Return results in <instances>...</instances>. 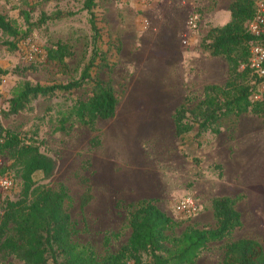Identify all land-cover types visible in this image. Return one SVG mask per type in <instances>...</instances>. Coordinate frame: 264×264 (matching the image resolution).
<instances>
[{
	"label": "rangeland",
	"instance_id": "374dc122",
	"mask_svg": "<svg viewBox=\"0 0 264 264\" xmlns=\"http://www.w3.org/2000/svg\"><path fill=\"white\" fill-rule=\"evenodd\" d=\"M140 1L95 0L92 12L99 37L93 43L83 0H0V14L25 32V37L15 39L14 49L5 44L13 39L0 33V68L6 71L0 81V127L27 137L35 132L32 137L40 142V150L57 160L45 186H65L69 200L64 208L77 231L73 241L91 246L97 256L113 253L125 243L129 206L153 195L152 182L158 180L166 183L168 194L154 192V200L177 223L176 234L186 226H213L212 197L225 192L241 196L235 204L240 228L229 238L208 244L195 264H220L225 243L241 238L257 241L264 251V158L248 163V155L242 157L244 143L252 136L264 143L261 120L247 114L224 118L218 135L206 132L195 139L190 133L182 145L174 137L171 120L173 109L185 96L195 103L204 85L226 80L224 59L208 56L198 44L208 28L229 20L231 0H195L200 15L195 30L187 26L191 7L181 0ZM170 35L173 42L167 45ZM27 39L38 50L32 63L23 54ZM55 42L68 44L72 52L64 60V71L44 59L45 49ZM98 51L112 64L111 73L91 68L90 75L110 78L117 104L112 118L96 120L95 132L77 122L68 130H57L56 112L68 108L70 98L84 99L89 85L64 94L66 100L61 96L37 99L32 113L5 115L7 100L21 81L50 85L76 80ZM93 136L98 145L89 149ZM6 161L1 154L0 167ZM81 176L87 178L90 194L84 208L79 203L84 189ZM6 194L0 192V209ZM184 198L196 203L193 215L175 211ZM0 264L22 263L5 257Z\"/></svg>",
	"mask_w": 264,
	"mask_h": 264
},
{
	"label": "trees",
	"instance_id": "16d2710c",
	"mask_svg": "<svg viewBox=\"0 0 264 264\" xmlns=\"http://www.w3.org/2000/svg\"><path fill=\"white\" fill-rule=\"evenodd\" d=\"M258 1L231 0L227 6L229 20L221 26L208 28L201 36L199 49L210 57L224 59L227 78L222 84L204 85L201 97L195 103L193 98L185 96L173 109V134L181 145L190 133L195 139L206 132L216 136L220 133L222 119L243 114L261 120L264 136V102L252 99L260 79L248 64L250 47L260 45L264 48V15L258 35H252L246 29L247 22L256 15ZM94 6L95 0L82 2V9L88 13L93 43L99 37L92 12ZM196 12L199 15V10ZM0 33L13 39V42H5L8 49L15 48V39L19 35L25 37V32L22 34L14 21L2 14ZM115 49L119 51L118 44ZM71 53L68 44L55 42L45 49L44 59L64 71L67 67L64 60ZM94 59H99L100 63L94 64ZM105 59L106 54L95 52L79 77L66 83L41 85L21 81L7 100L5 115L32 113V102L37 99L61 96L66 100L64 94L89 85L84 99L70 98L69 107L56 112L57 130H68L77 122L95 132L96 120L112 118L117 104L110 78L101 80L90 75L91 68L111 73L112 64L106 63ZM5 74L6 71L0 68V81ZM42 119L43 116L36 120ZM65 123H68L67 128ZM0 134L3 138L0 155L5 154L7 160L0 167V177L5 176L11 181L0 209V259L12 257L22 264H195L208 244L229 238L241 226L240 214L235 209L240 195L212 197L209 204L213 226H186L179 234L174 232L177 223L158 208L154 199H141L127 211L129 234L125 243L113 253L97 256L91 246L73 241L77 231L64 208V202L69 200L65 186L62 183L54 189L45 186L56 171L57 160L40 150V142L32 137L35 132L27 137L0 127ZM97 145L95 136L91 137L89 149ZM88 166L89 162L85 161L84 167ZM80 182L84 189L79 203L84 208L90 200L88 180L81 176ZM107 244L108 238L104 237L103 245ZM220 264H264V251L253 239L229 241L223 246Z\"/></svg>",
	"mask_w": 264,
	"mask_h": 264
},
{
	"label": "built area",
	"instance_id": "2783aa9c",
	"mask_svg": "<svg viewBox=\"0 0 264 264\" xmlns=\"http://www.w3.org/2000/svg\"><path fill=\"white\" fill-rule=\"evenodd\" d=\"M158 0H146L148 3H156ZM183 3L191 7L189 11L187 26L190 30H195L198 26L199 15L196 12L195 0H181ZM142 2V0L140 1ZM264 15V0H259L256 3V15L254 18L247 22L246 29L252 35H258L261 29V24L263 23ZM27 48L24 49V57L26 61L32 62L34 56L37 54V47L31 44L29 40L25 42ZM28 49V50H27ZM27 50V51H26ZM264 48L260 45H253L250 47V57H249V68L252 69L257 78L260 79V84L256 88L252 95L254 101L264 102ZM2 136L0 134V145L2 143ZM11 188V181L5 176L0 177V192H7ZM175 211L177 213H183L185 215H193L197 211V205L191 198H184L177 202L175 206Z\"/></svg>",
	"mask_w": 264,
	"mask_h": 264
},
{
	"label": "crops",
	"instance_id": "0c3cea01",
	"mask_svg": "<svg viewBox=\"0 0 264 264\" xmlns=\"http://www.w3.org/2000/svg\"><path fill=\"white\" fill-rule=\"evenodd\" d=\"M166 41L167 42H165V43L166 44L168 43L167 45L172 44L173 41L171 40V35L169 36V39ZM256 138L257 139H255V136H252L248 141H246L244 143V150H243L244 153H242V157L246 158V155H248V157L246 158L248 160V163H251V162L253 163L254 160H259V158H261V157L264 158V143H262V144L260 143L259 136H257ZM250 149H252V152ZM247 151H249V152H247ZM250 153H251V156H250ZM252 155L254 157H252ZM152 186H153V192H152L153 195H151L147 198L143 197L141 199H156L154 192H155V194H159L162 192V195H164V197H167V194H168L167 187L168 186L166 185L165 182H161L160 180H158V181L152 182ZM221 196H230L231 197L232 194L225 192ZM210 212H211V209H210ZM211 216H212V213H211Z\"/></svg>",
	"mask_w": 264,
	"mask_h": 264
}]
</instances>
